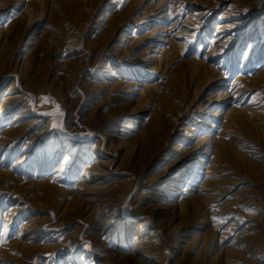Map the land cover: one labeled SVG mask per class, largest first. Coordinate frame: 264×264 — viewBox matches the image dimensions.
Instances as JSON below:
<instances>
[{"label":"rangeland","instance_id":"obj_1","mask_svg":"<svg viewBox=\"0 0 264 264\" xmlns=\"http://www.w3.org/2000/svg\"><path fill=\"white\" fill-rule=\"evenodd\" d=\"M0 264H264V0H0Z\"/></svg>","mask_w":264,"mask_h":264},{"label":"bare ground","instance_id":"obj_2","mask_svg":"<svg viewBox=\"0 0 264 264\" xmlns=\"http://www.w3.org/2000/svg\"><path fill=\"white\" fill-rule=\"evenodd\" d=\"M211 103V102H210ZM106 173V172H105Z\"/></svg>","mask_w":264,"mask_h":264}]
</instances>
